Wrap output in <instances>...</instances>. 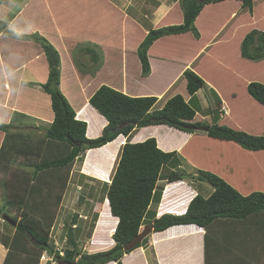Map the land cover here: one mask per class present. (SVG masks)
I'll list each match as a JSON object with an SVG mask.
<instances>
[{
	"label": "crops",
	"instance_id": "obj_1",
	"mask_svg": "<svg viewBox=\"0 0 264 264\" xmlns=\"http://www.w3.org/2000/svg\"><path fill=\"white\" fill-rule=\"evenodd\" d=\"M153 1L156 7L152 8L151 14L145 15L142 13L144 0H0V24L4 23L7 28L20 33L19 35L40 34L57 49L61 62L60 91L74 109L76 119L86 123L88 139L99 137L107 124L88 103L89 98L100 86H108L129 97H155L158 99L156 106L159 109L166 100L176 94L181 95L186 102L191 100L186 93L182 76L186 70L194 72L205 82L203 88L195 93V97H198L202 104L198 103L194 121L211 126L212 114L217 112L219 125L240 128L250 134L252 131L249 128L253 127V133L257 134L253 136H264V130H259L263 127L258 124L261 119H257L258 122L255 117L235 120L236 113L241 112L236 101L240 87L253 100L247 93V85L256 82L241 77L240 71L241 64L254 63L243 59L240 54L241 43L254 29V25L248 26L243 32H238V29L247 20L242 17L247 15L253 22L257 17H260L258 24L264 22V0H253V11L251 14L245 13V16L240 2L236 0L205 5L195 21L199 38H194L192 33L188 32L155 41L148 50L150 73L143 77L137 48L148 31L179 25L183 21L179 0ZM256 2H259L258 6ZM218 6H226L229 10L216 12L215 7ZM238 8L241 9L237 12ZM261 8L262 15L259 12ZM220 16L225 19L221 20ZM231 24H234V27H230ZM258 29L264 31V27L260 26ZM230 33L234 37L239 36L232 47V41L227 39ZM84 43L97 45L102 53L100 65L95 69L91 66L94 70L91 74L88 71L81 72L74 63V59L84 58L74 53L75 47ZM116 56L120 59V65L115 63L120 68L119 74H114ZM258 63L263 65L264 61ZM47 76V60L38 44L5 35L0 30V123H14L12 128L19 129L16 131L30 137L33 144L35 139L32 136L36 132L39 133V123L45 126L41 128L45 131L53 121L50 98L36 87L44 84ZM178 83L179 87L176 89ZM202 91H205V94H202ZM211 91L219 100L217 105L211 99ZM252 103L257 104L255 101ZM204 108L208 116L199 120L198 117H201ZM145 131L147 134L144 135ZM4 137L5 134L0 131V149ZM149 138L156 141L161 151L176 152L178 162L174 168L169 169L170 172H186L187 175L184 181L175 183H167L165 176L158 181L157 202L155 199L148 210L153 214V219L164 214L181 215L186 211L189 202L196 195H200V189L204 188L199 184L198 191L193 189L200 181L197 178L199 169L219 176L242 195L252 192L264 193V151L248 152L230 142L215 141L204 135L186 134L164 125H157L135 129L127 138L120 135L101 148L81 154L69 171L66 190L58 211L60 212L63 206L64 196L79 194L83 188L88 193L107 188L122 146L126 142L140 143ZM46 140L41 138L39 146L35 145L37 148L35 147L34 156H13L15 164L10 171H14L7 181V196L15 194L13 187L16 186L17 179H24V173L27 172L26 169L18 170L15 167L18 162L22 159V162H36L34 159L53 160L61 155L62 144ZM192 142L207 145L208 148H190ZM93 152L101 153V159L91 164L89 157ZM22 162L18 164L21 165ZM184 166L190 170L185 171ZM2 171L6 172L4 169ZM16 171H19V174H16ZM55 173L44 175V179L52 174L53 177L47 180L57 181L56 176L59 174ZM240 176L236 181L235 178ZM11 183L15 185L11 187ZM181 186H184L182 190L179 189ZM39 190L40 193L45 192L46 185L40 186ZM93 192L92 196H95ZM88 201L94 203L95 200ZM104 202L108 214L105 197ZM97 203L95 201L92 208L93 211L100 210L97 217L99 223L95 222L91 234L86 239L91 243L92 240L98 239L100 218L104 215L101 214V206ZM0 218L2 219V215ZM78 223L79 220L75 229H78ZM60 227L56 221L52 232L55 228L59 232ZM114 228L109 230L110 236ZM91 243L88 246L87 243L84 244V247L89 249L88 253L100 252V249H92L96 248L97 243ZM112 246L113 244L108 249ZM181 246L187 247L182 253L183 261L185 259L186 262L187 257L189 261L190 257L195 258L193 254H196L197 264H206L205 260L211 257H215L217 264H264V212L242 221L218 219L207 229L188 225L172 227L161 233H151L147 237V246L124 255L121 263L149 264L147 254L153 259V264H178L182 255L171 257V252ZM0 250L7 251L1 244Z\"/></svg>",
	"mask_w": 264,
	"mask_h": 264
},
{
	"label": "trees",
	"instance_id": "obj_2",
	"mask_svg": "<svg viewBox=\"0 0 264 264\" xmlns=\"http://www.w3.org/2000/svg\"><path fill=\"white\" fill-rule=\"evenodd\" d=\"M225 0H179L182 10L183 21L179 25H170L156 29H150L137 48V56L141 64V74L147 77L150 73L148 50L151 45L160 38L192 33L198 39L199 34L195 21L205 5L219 3ZM239 1L242 9L248 13L253 11V0ZM7 35L21 40H35L43 49L48 64V76L44 84L36 86L50 98V106L53 113V121L45 130V138L49 141L62 144V155L56 159L43 160L41 162L26 161L21 165H15L20 170L32 168V171L24 179L18 178L16 186L13 187L15 194L6 196L3 205L0 207V216L7 215L6 209L26 210L20 220L16 221V231L31 242L33 247L40 254L47 253L54 261L59 263L75 264H122L124 255L143 247L147 237L143 239L133 250L125 251V246L132 241L141 229L146 225H152L151 233H161L176 226L193 225L200 229H207L215 220H236L242 221L247 218L264 212V193L252 192L242 195L229 183L220 177L206 171H198L197 178L206 182L213 189L207 198L196 195L188 204L186 211L181 215L164 214L157 219L145 224L144 218L151 203L158 198L157 183L160 179L161 169L171 163L177 164L176 152H163L158 149L156 141L149 138L140 143L126 142L121 149L117 165L114 169L110 183L107 185L105 198L108 203L110 215L117 219L111 239L113 246L105 251L96 253H81L78 250V240L74 226L78 222V216H72L69 222L64 224L66 248L62 256L59 251L51 247L49 235L52 227L58 219V207L62 201L67 186L69 171L79 156L88 150L98 149L115 140L122 135L127 138L135 129L164 125L186 134H201L215 141L230 142L248 152L264 151V136H253L243 131L233 130L225 125H219L214 118L213 124L207 126L201 122L194 121L196 109L191 106L195 93L203 88L205 82L197 74L190 70L183 72L185 89L191 98L189 102L179 94H176L165 101L163 106L155 109L158 101L155 97H129L108 86H100L89 98L88 103L107 122L102 134L95 139L86 137L87 125L85 122L76 119V113L69 104L66 97L61 93L60 84V55L49 41L39 36L19 35L6 31ZM85 55H90L92 66L98 68L101 63L102 53L97 45L86 47ZM88 52V53H87ZM241 57L250 62L258 63L264 61V32L257 29L251 30L243 39L240 46ZM248 95L258 105L264 108V85L258 82H250L247 85ZM14 123H0V131L5 134L0 149V171L12 169L15 158L20 155L26 157L34 156L35 147L39 146L38 139L34 144L30 137L13 129ZM207 127V131L201 130ZM15 130V131H12ZM17 130V131H16ZM37 145V146H35ZM30 160V159H29ZM26 171V170H25ZM50 172H57V181L44 179V175ZM56 174V173H55ZM167 183L184 181L187 175L180 172H170L166 176ZM53 184L52 191L56 197L51 208L34 206L30 202L41 195L40 186ZM8 185V183H7ZM51 190H49L51 192ZM48 195L47 201L52 196ZM35 197V198H34ZM28 199V200H27ZM29 201V202H28ZM41 201L46 202L45 198ZM33 205V206H31ZM32 208L35 209L32 211ZM42 209V210H41ZM41 211V212H40ZM37 214V215H36ZM33 217H32V216ZM32 223V225H31ZM41 233H44L42 235ZM1 239L0 244L7 249V256L4 264H38L40 257L28 258L26 262L16 256L15 243ZM187 247L181 246L171 252V255L179 257ZM184 255V254H183ZM187 255V253H185ZM33 260V261H32ZM211 264L207 258L206 264Z\"/></svg>",
	"mask_w": 264,
	"mask_h": 264
},
{
	"label": "rangeland",
	"instance_id": "obj_3",
	"mask_svg": "<svg viewBox=\"0 0 264 264\" xmlns=\"http://www.w3.org/2000/svg\"><path fill=\"white\" fill-rule=\"evenodd\" d=\"M258 5H259V2H256V6H258ZM154 7H156V4L154 3L153 0H144V6H143V12L142 13H144L145 15L146 14L149 15V14H151L152 8H154ZM215 8H216V12H218V11L222 12V10L223 11L224 10H227V11L229 10V9H226V6H224V7L223 6H218V7H215ZM233 9H235V7H233ZM239 9H241V8H238L236 11L238 12ZM262 10L263 9L261 8L260 11H259L260 15H262ZM242 11H243V15L244 16H245V13H248L245 8H243ZM248 17H249L248 15H247V17H242V18H247V20L242 23V25L238 29V32L239 31L243 32L250 25H254V29H258L260 26L264 27V22L258 24V22L260 21V17H257V20L255 22H253V20L249 19ZM220 18H221V20L225 19L224 17H221V16H220ZM230 27H234V24H231ZM0 30H2V32H4V33L6 31H9V32H14V33L18 34V32L13 31L10 27L7 28L4 25V23L0 24ZM6 34L7 33H5V35ZM234 34H235V32H234ZM238 34H240V33H238ZM38 35L41 36L40 34H38ZM238 37H239L238 35H236L234 37L233 34L230 33V35L228 36L227 39L229 41H232L231 42L232 44L230 45L231 47H232L233 44H236V41H237ZM31 41H33V43H35V44H38V46L42 49L41 44H39L38 42H36L33 39H31ZM93 45L94 44H91V43H84V44L77 45L75 47L74 53L78 54L81 57H84V58H80L79 57V59H74L75 60L74 63H75L76 68L78 70H80L81 72L82 71H88L89 74H91V71H94V70H92V67L95 69V67L92 66V62L90 61L91 60V58H90L91 56L90 55H85L86 54L85 49H86V51L88 50L86 47L89 48V46H93ZM42 51H43V49H42ZM115 63L120 65V59H119L118 56H116V58H114V65H115L114 66L115 67V69H114L115 73L114 74H119L118 70H120V68ZM240 71L242 73L241 77H244V78H247V79H251V80H255L256 82L262 83L264 85V64L263 65H259V63H257V64L249 63V65H242L241 64ZM246 71H247V73H245ZM60 72H61V66H60ZM178 87H179V83L177 84L176 89ZM182 93H184V91ZM201 93L205 94V91H202ZM209 94H210L211 99L213 100L214 104L217 105L219 100H218L217 96L215 95V93L213 91H211V92H209ZM236 101L238 102V107L241 110V112L236 113L237 117L235 116V120L236 121H238V120L242 121L243 118H248V117L249 118L255 117L256 121H257V119H261V121H259V122L257 121V122H258V124L263 125L262 129H259L258 126H254V127L258 128L259 130H264V108L260 107L258 104L254 105L252 103L253 100H251L247 96L245 90L244 89L242 90V87H240L239 92L236 95ZM198 103L199 104L201 103L200 99H198V97L194 96L192 101H191V106H193L195 109H198ZM155 109H158V107L156 106ZM244 112L247 113L249 116L246 115ZM200 116L201 117H198L199 120H201L202 117L208 116L206 108L203 109V113H201ZM217 116H218V113L217 112H213L212 119L213 120H214V118L217 119ZM209 119H207V120H209ZM207 120H205L204 122L206 123ZM202 122H203V120H202ZM39 124H40L39 125V133L36 132L32 136V138L35 139V142L38 139H41V138H43V141L46 140V138L44 136L45 135V131L41 129L42 127H45V126H43L42 123H39ZM224 125L229 127L226 124H224ZM231 129L237 130V131H242L240 128H231ZM249 129L252 131L251 134H250V132H246V131H244V132L249 134V135H257L255 133H253V132H255L254 130H252L253 127H250ZM157 133H162V132H157ZM143 134L145 135V134H147V132L145 131ZM199 135H203V134H201V132H200ZM261 136H263V135H261ZM46 141L49 142V140H46ZM53 143H55V142H53ZM55 144H60V142L55 143ZM189 147L190 148H195V149H200V150L208 148L207 145H204V144H201V143L199 144V143H196V142L190 143ZM58 152H60V151H58ZM227 153H229V152H227ZM100 154L101 153H98V152L91 153L90 157H89V163L93 164L94 161L95 162L99 161L101 159ZM240 155H242V154H240ZM230 156L233 157L234 154H230ZM81 157L83 158V155ZM23 160L24 159H22L20 162H22ZM34 160L36 162L37 161H39V162L42 161V160H38V159H34ZM20 162H18V163H20ZM18 163H17V165H19ZM246 163H247V161H245V164ZM245 164H244V166L246 167ZM174 167H175L174 162H171V163L165 165L161 169L160 177L163 178L164 176L169 174L170 173L169 169L174 168ZM183 168L185 169V171H189L190 170V168H188L186 166H184ZM199 170L206 171V170H203V169H199ZM251 170H252V168H251ZM13 171H10V169L7 172H4L2 170L0 171V207L3 205L4 198H7L6 196H7V192H8V189H9V187L7 185V181L10 178L9 175L12 174ZM26 171H27L26 174L28 175L32 171V168L26 169ZM206 172H208V171H206ZM180 173L186 175V172H180ZM16 174H19V171H16ZM46 174H49V173L47 172ZM52 177H53L52 174L50 176H48V178H52ZM239 178H241V176L235 178V180L238 181ZM73 181H72V183H73ZM73 184H75V183H73ZM199 184H201V186L204 187L203 189L202 188L200 189V192H199L200 195H202L203 197H206V196H208V195H210L212 193V191H213L212 187L210 185H208L206 182H202V181H199V183H197L196 186L193 187V189L195 191L199 190ZM47 185L50 188L49 190H51L53 184H49L48 183ZM183 188H184V186H181L179 189L182 190ZM73 189H75V188H73ZM49 190H47V188H46V191L43 192L41 194V196H40V194L36 196L37 197L36 200H33V201L30 200L31 204L33 203L34 206H36V207L46 205V209L47 210H48V208H51V206L53 204L52 201H55L56 197L54 196V192L52 190L50 192ZM92 192L93 191H90V193H88V191H86L83 188L80 191L79 194H75V195L69 194V195H67V197L64 196V203H63V206L61 207L60 212L57 213L58 219L56 220L57 224H59V226L61 225V227L59 228L60 230H59V232H57L58 230L55 228V230H53V232L51 230L50 235H49L50 244L52 243V241H53V243H54V241H56L54 243V245L51 244L52 245L51 247L55 248L56 251H60V252L62 251L63 252V249L67 247L66 243L64 242V240H65L64 239V236H65L64 224L69 222L70 219L72 218V216L76 214L78 216V220L80 221V223H78V225H79L78 229H77L78 232H76L77 239H78V242H79L78 250L81 253H88L89 252V249L88 248L86 249V246L84 247V244L87 243L86 245L88 246L89 243H91V242H89L86 239L91 234V231H92V228L95 225V222L98 221L97 217H98V212L100 211L99 209L98 210L96 209V211H93L92 206H94L95 201L98 202L97 203L98 206H101L100 207L101 211H102L101 214H104V215H103V217H101V215H100L101 221H100V224H99L98 239L96 241L92 240V243H91V245H95L96 243H97V245H96V248H92V249H94V250L95 249H100V251H105L106 249H108L110 247L111 244H113L111 236L109 235V230L111 229V227H113V228L115 227L117 220L110 215L109 210H108V214H107V212L105 210L104 197H105V194H106L105 193L106 192V187L104 189L96 190L95 193L93 192L95 196H92L93 195ZM48 195H50V196L53 195L52 198H51V201H47ZM50 196H49V198H50ZM42 198H45L46 202H44V204L41 201ZM92 199L95 200V201H93L94 203H90L88 201V200H92ZM31 206H33V205H31ZM23 208H24V206L21 209H18V208L8 209L7 208L6 209L7 213H5V214H7L6 216H8L9 218H11V219L15 218V220L18 221L25 214L28 213V212L25 213L27 209L26 210L24 209V211H23ZM58 209H59V207H58ZM33 210H35V209L32 208V211H30V212H35ZM152 219H153V214L151 212H147V214H146V216L144 218L145 224H148L149 222H151ZM98 223H99V221H98ZM31 225H32V223H31ZM224 227H225V225H224ZM15 229H16L15 227H12L11 225L5 223L0 218V237H1V239H7L8 240L7 242H9V243L10 242L11 243L12 242L15 243L14 248H15L16 256L17 257L19 256L21 258V261L26 262V260L28 258H32L33 259V258L38 257V256L41 258L42 254L38 253L39 251L33 247L32 243L28 242L24 238V236L21 233H19L18 231H16ZM220 229H222V228H220ZM41 234L44 235V233H41ZM145 245L147 246V242H146ZM2 247L4 248V246H2ZM175 249H179V247H177ZM7 253H8L7 251L5 252L4 250H0V256H1L0 259H1L2 264H4V261L6 259ZM94 253H96V252H94ZM193 255L196 258L197 255L196 254H193ZM171 257H172V255H171ZM195 258L190 257V260L188 261V257H187V262H186L185 259L183 261V255H182L180 260L178 261V264H180V263L189 264L190 261L192 262V264H197V262L195 261ZM146 259L148 260L149 264H153V261H152L153 259H151V256H148L146 254ZM209 259H211V264H217V260H214L215 257H211ZM213 261H215V263ZM205 263H206V260H205ZM258 263L261 264L262 262H258ZM38 264H45V262L44 261L40 262V259H39ZM47 264H50V263H47Z\"/></svg>",
	"mask_w": 264,
	"mask_h": 264
},
{
	"label": "water",
	"instance_id": "obj_4",
	"mask_svg": "<svg viewBox=\"0 0 264 264\" xmlns=\"http://www.w3.org/2000/svg\"><path fill=\"white\" fill-rule=\"evenodd\" d=\"M201 130L207 131V127H202ZM2 220L11 225L12 227H16L17 223L13 221L11 218H9L6 215H2ZM152 232V225H146L141 229V233H139L132 241H130L128 244L125 246V251H130L133 250L143 239H145L149 234ZM59 264H75V263H62L59 262Z\"/></svg>",
	"mask_w": 264,
	"mask_h": 264
},
{
	"label": "built area",
	"instance_id": "obj_5",
	"mask_svg": "<svg viewBox=\"0 0 264 264\" xmlns=\"http://www.w3.org/2000/svg\"><path fill=\"white\" fill-rule=\"evenodd\" d=\"M74 228H75V226H74ZM60 255H62V254L60 253ZM43 261L45 262V264H47V263L58 264L57 262L54 261V258L50 257L47 253H43L41 255L40 262H43Z\"/></svg>",
	"mask_w": 264,
	"mask_h": 264
},
{
	"label": "clouds",
	"instance_id": "obj_6",
	"mask_svg": "<svg viewBox=\"0 0 264 264\" xmlns=\"http://www.w3.org/2000/svg\"><path fill=\"white\" fill-rule=\"evenodd\" d=\"M60 252V251H59ZM61 254H62V252H61ZM60 256H62V255H60ZM59 264V263H58Z\"/></svg>",
	"mask_w": 264,
	"mask_h": 264
}]
</instances>
